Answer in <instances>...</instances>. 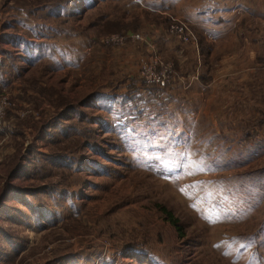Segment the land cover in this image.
<instances>
[{
    "label": "rangeland",
    "instance_id": "obj_1",
    "mask_svg": "<svg viewBox=\"0 0 264 264\" xmlns=\"http://www.w3.org/2000/svg\"><path fill=\"white\" fill-rule=\"evenodd\" d=\"M204 1L0 0V264H264V0Z\"/></svg>",
    "mask_w": 264,
    "mask_h": 264
},
{
    "label": "crops",
    "instance_id": "obj_2",
    "mask_svg": "<svg viewBox=\"0 0 264 264\" xmlns=\"http://www.w3.org/2000/svg\"><path fill=\"white\" fill-rule=\"evenodd\" d=\"M205 2L207 5L201 13L203 19L199 23L200 27L203 28L207 37L211 36L209 34L214 35L211 37L215 38L217 42L226 39L229 35V32H227L228 23L233 21L232 15L236 13L230 7L231 0H205ZM244 8L246 11L248 10L246 7Z\"/></svg>",
    "mask_w": 264,
    "mask_h": 264
},
{
    "label": "trees",
    "instance_id": "obj_3",
    "mask_svg": "<svg viewBox=\"0 0 264 264\" xmlns=\"http://www.w3.org/2000/svg\"><path fill=\"white\" fill-rule=\"evenodd\" d=\"M159 210L166 216V220H170L171 223L177 228L179 235H180V238H183L184 237V233L182 230L183 227L181 228L177 225L178 220L176 218H174L172 213L169 212L165 207L160 206Z\"/></svg>",
    "mask_w": 264,
    "mask_h": 264
},
{
    "label": "built area",
    "instance_id": "obj_4",
    "mask_svg": "<svg viewBox=\"0 0 264 264\" xmlns=\"http://www.w3.org/2000/svg\"><path fill=\"white\" fill-rule=\"evenodd\" d=\"M137 37L139 38V36H137ZM162 82H163V84H165V83H164V81H163V80H161V78H158V79H157V82H155V83H158V84H160V83H162Z\"/></svg>",
    "mask_w": 264,
    "mask_h": 264
}]
</instances>
